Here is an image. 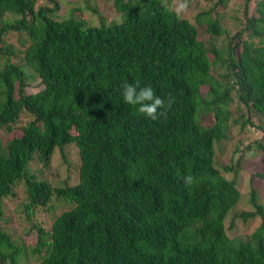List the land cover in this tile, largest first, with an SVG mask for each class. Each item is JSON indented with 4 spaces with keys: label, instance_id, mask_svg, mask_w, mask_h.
<instances>
[{
    "label": "trees",
    "instance_id": "16d2710c",
    "mask_svg": "<svg viewBox=\"0 0 264 264\" xmlns=\"http://www.w3.org/2000/svg\"><path fill=\"white\" fill-rule=\"evenodd\" d=\"M42 1L0 0V264H264L262 166H247L249 208L233 215L258 224L244 236L224 224L240 196L235 153L264 151V0L234 7L231 34L232 0H205L193 22L171 0H111L117 17L94 8L96 25ZM137 80L174 98L165 116L123 102ZM235 128L261 137L234 145L219 169L215 151ZM66 144L73 181L51 186L41 169L57 151L67 170ZM5 202L34 233L28 247L6 229Z\"/></svg>",
    "mask_w": 264,
    "mask_h": 264
},
{
    "label": "rangeland",
    "instance_id": "374dc122",
    "mask_svg": "<svg viewBox=\"0 0 264 264\" xmlns=\"http://www.w3.org/2000/svg\"><path fill=\"white\" fill-rule=\"evenodd\" d=\"M59 3V9L57 11V15L59 19H63L70 15L71 9L77 8L81 12V18L84 20L85 25H96L98 23L99 17L97 13L94 11V8L97 9V11L102 14L103 17H105L106 22L111 20L112 18H116L117 14L115 13L111 0H57ZM241 2V0H232L231 4L227 6L226 9H223V19H222V27H224L227 31L233 33L236 27V19L230 18V16L234 15L233 14V9ZM173 3V0H171V5ZM189 6L187 12L183 15V17H186L189 21L193 22V17L195 13L199 10V8L207 7L208 3L205 2V0H194L189 1ZM43 4L42 0H38L36 5H41ZM233 6V7H232ZM254 7V2L253 0L250 2L249 5V12L252 11ZM233 10V11H232ZM236 16H241L239 14V11L235 12ZM198 28V37L199 38H206V35L203 34L202 32V26H197ZM38 79H36L32 84L36 83ZM40 86H33L30 88V91H36L39 89ZM232 113L235 112V107L234 104L231 106ZM232 130V136L230 137L229 141L227 144H221L217 147L215 154H214V160L216 161L214 164L216 167L221 169V166L225 165L229 161V155L230 152L233 149V146L236 144H240L239 142L242 141V145L239 147L241 148L247 143L251 142L252 140L259 139L261 137L260 132L257 130H252V128H245L241 132H235V129ZM235 132V133H234ZM0 138L2 141H4L5 138V133L3 130H0ZM63 151L65 154L66 159L69 161L68 168L66 170V166L63 164L62 157L59 152H54V157L51 160L49 167L47 168H42L41 173L47 181H49L51 186H59L61 183L60 181L62 180L64 176L69 177V182L73 181L74 178V172H73V166H71L72 163L76 162V152L71 144H66L63 147ZM249 152L247 151L246 153L242 154L241 151H237L234 155L235 159L240 160L242 163L240 165L241 169L238 171V177H237V188L239 190V201L235 206L229 211L228 216L224 220V224L227 226L232 220V226L227 227V233L229 236L232 235H243L247 234L250 232L257 224H258V219H253V220H248L247 222H241L239 218H235L233 215L237 214L240 210L242 209H248L249 204H248V191H249V182H248V176L249 173L252 171V168H248L251 164V162L254 165L257 166H262L264 168V151L263 152H258L257 155L251 157V159L244 161L246 158H248ZM36 168L39 167V165L35 166ZM251 167V166H250ZM225 177L231 178L230 173H224L221 172ZM257 185H262L264 183V178L255 181ZM262 192H264L262 190ZM264 195V193H263ZM21 198V196H20ZM22 199V198H21ZM9 203L5 202V208L4 212L5 215H8V224L6 225V229L10 231L12 238L14 240L22 242L25 246L32 241V236L34 233L30 232L28 233L29 230V225L24 221L23 219L21 220V215L19 212H10L11 207H9ZM66 206L63 207V209ZM61 209L57 208V211ZM34 216H39L40 218V224L43 227V229H47L49 227V219L50 216L47 214L45 211L42 212H36ZM33 216V217H34ZM4 223V222H0ZM17 238V239H16ZM28 247V246H27ZM30 264H35L36 261L34 259L30 260Z\"/></svg>",
    "mask_w": 264,
    "mask_h": 264
},
{
    "label": "clouds",
    "instance_id": "9594fccd",
    "mask_svg": "<svg viewBox=\"0 0 264 264\" xmlns=\"http://www.w3.org/2000/svg\"><path fill=\"white\" fill-rule=\"evenodd\" d=\"M188 6V0H173L170 11L177 18H182L187 12ZM122 99L126 104L137 106V112L151 120L165 116L167 110L175 102L171 96L167 100L158 96L151 86H141L138 80L135 83L122 85ZM183 179L186 185L190 186L195 183V177L192 175H187Z\"/></svg>",
    "mask_w": 264,
    "mask_h": 264
}]
</instances>
